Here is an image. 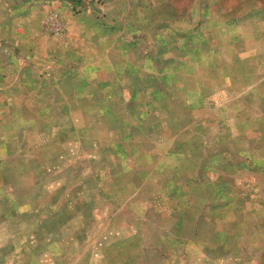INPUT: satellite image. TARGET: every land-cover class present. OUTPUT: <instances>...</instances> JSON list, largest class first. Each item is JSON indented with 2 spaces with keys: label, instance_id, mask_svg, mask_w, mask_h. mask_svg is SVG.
<instances>
[{
  "label": "rangeland",
  "instance_id": "374dc122",
  "mask_svg": "<svg viewBox=\"0 0 264 264\" xmlns=\"http://www.w3.org/2000/svg\"><path fill=\"white\" fill-rule=\"evenodd\" d=\"M0 264H264V0H0Z\"/></svg>",
  "mask_w": 264,
  "mask_h": 264
}]
</instances>
